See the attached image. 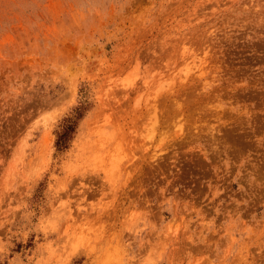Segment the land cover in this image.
Segmentation results:
<instances>
[{
    "label": "rangeland",
    "instance_id": "1",
    "mask_svg": "<svg viewBox=\"0 0 264 264\" xmlns=\"http://www.w3.org/2000/svg\"><path fill=\"white\" fill-rule=\"evenodd\" d=\"M0 264H264V0H0Z\"/></svg>",
    "mask_w": 264,
    "mask_h": 264
},
{
    "label": "trees",
    "instance_id": "2",
    "mask_svg": "<svg viewBox=\"0 0 264 264\" xmlns=\"http://www.w3.org/2000/svg\"><path fill=\"white\" fill-rule=\"evenodd\" d=\"M63 131L64 132L59 137V141H65L67 135H69V133H70V127L66 126Z\"/></svg>",
    "mask_w": 264,
    "mask_h": 264
}]
</instances>
